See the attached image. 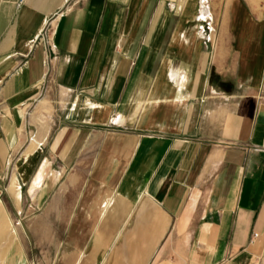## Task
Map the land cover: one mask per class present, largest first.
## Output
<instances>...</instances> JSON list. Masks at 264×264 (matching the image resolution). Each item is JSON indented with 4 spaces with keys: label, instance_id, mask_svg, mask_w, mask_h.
<instances>
[{
    "label": "crops",
    "instance_id": "obj_1",
    "mask_svg": "<svg viewBox=\"0 0 264 264\" xmlns=\"http://www.w3.org/2000/svg\"><path fill=\"white\" fill-rule=\"evenodd\" d=\"M21 1L0 240L40 214L42 264H264V0Z\"/></svg>",
    "mask_w": 264,
    "mask_h": 264
},
{
    "label": "rangeland",
    "instance_id": "obj_2",
    "mask_svg": "<svg viewBox=\"0 0 264 264\" xmlns=\"http://www.w3.org/2000/svg\"><path fill=\"white\" fill-rule=\"evenodd\" d=\"M203 1L206 2V4L203 7L204 10L205 8L207 9L208 7L207 2L209 0H203ZM202 24L198 23V28L200 31L203 30V26L207 25V24L205 25L204 23ZM1 186L2 188H5L6 184L5 185L2 184ZM8 189L10 191L9 187ZM40 218H41L40 214L28 215V218L23 225H19L20 224L19 221L17 222L18 225H9V229H8L9 235H6V239L0 240V260L7 259L9 254L16 253L17 259L21 260L22 262L26 261L28 264H42L41 262L42 247L36 245L37 238L28 228L29 226H35L34 224L37 223V221H39ZM5 220L6 218L4 217L2 223ZM6 221L9 224V221L8 220ZM45 222L46 220L39 221L37 225H46ZM43 234H44L43 236H47L45 231H43ZM10 239L11 242L12 241L15 242V246L10 245ZM50 253L55 254L56 247H53L52 251L49 250V254ZM4 263H5L4 261H0V264H4Z\"/></svg>",
    "mask_w": 264,
    "mask_h": 264
},
{
    "label": "bare ground",
    "instance_id": "obj_3",
    "mask_svg": "<svg viewBox=\"0 0 264 264\" xmlns=\"http://www.w3.org/2000/svg\"><path fill=\"white\" fill-rule=\"evenodd\" d=\"M203 13H204V14H207V13H208V10L205 8V9L203 10Z\"/></svg>",
    "mask_w": 264,
    "mask_h": 264
},
{
    "label": "built area",
    "instance_id": "obj_4",
    "mask_svg": "<svg viewBox=\"0 0 264 264\" xmlns=\"http://www.w3.org/2000/svg\"><path fill=\"white\" fill-rule=\"evenodd\" d=\"M24 3V0H22L21 2H20V5H22Z\"/></svg>",
    "mask_w": 264,
    "mask_h": 264
}]
</instances>
